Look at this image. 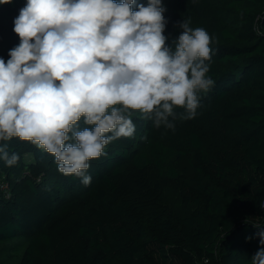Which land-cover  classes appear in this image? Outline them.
<instances>
[{"label": "trees", "instance_id": "16d2710c", "mask_svg": "<svg viewBox=\"0 0 264 264\" xmlns=\"http://www.w3.org/2000/svg\"><path fill=\"white\" fill-rule=\"evenodd\" d=\"M25 3L0 5L5 60L19 44L13 21ZM192 3L181 19L164 2L165 35L171 45L175 23L190 19L213 37L215 86L201 94L197 116L177 120L178 134L156 135L134 114L136 133L90 161L87 187L13 139L17 165L0 161V252L12 261L0 264H251L264 231V0ZM167 190L190 211L168 207Z\"/></svg>", "mask_w": 264, "mask_h": 264}, {"label": "clouds", "instance_id": "9594fccd", "mask_svg": "<svg viewBox=\"0 0 264 264\" xmlns=\"http://www.w3.org/2000/svg\"><path fill=\"white\" fill-rule=\"evenodd\" d=\"M166 11L163 0H26L13 21L19 44L0 57V161L17 165L10 144L28 142L87 187L90 161L136 133L134 114L173 131L194 119L215 86L213 37L180 20L169 45ZM257 235L251 264H264Z\"/></svg>", "mask_w": 264, "mask_h": 264}, {"label": "rangeland", "instance_id": "374dc122", "mask_svg": "<svg viewBox=\"0 0 264 264\" xmlns=\"http://www.w3.org/2000/svg\"><path fill=\"white\" fill-rule=\"evenodd\" d=\"M164 2H168V4L170 3V7L169 8H173L175 11L179 12V15L181 17V19H183L184 17H186L188 15L189 18V13H191L194 9L193 6V0H163ZM186 19V18H185ZM187 20V19H186ZM180 125L176 124V128L175 130H169L175 134H178L180 132ZM165 130H167L166 128H164L163 126L159 129L156 128V135H159L161 133L165 134ZM164 202L165 204L170 207L171 209L179 212L180 214H185L187 212H189L190 208L184 207L181 203L180 197L178 195L177 192L172 191V190H167L164 193ZM16 251V252H15ZM10 253H14V255H19L21 254V248H18L17 250H10ZM15 255V256H16ZM10 255L8 253H4L3 251L0 252V261H6V262H11L12 259H10ZM16 260V258L14 259V261Z\"/></svg>", "mask_w": 264, "mask_h": 264}]
</instances>
